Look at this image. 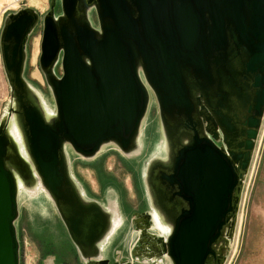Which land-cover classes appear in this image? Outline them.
Masks as SVG:
<instances>
[{
    "label": "water",
    "instance_id": "water-1",
    "mask_svg": "<svg viewBox=\"0 0 264 264\" xmlns=\"http://www.w3.org/2000/svg\"><path fill=\"white\" fill-rule=\"evenodd\" d=\"M58 1L44 17L40 55L55 114L48 115L25 78L27 43L40 14L33 7L11 13L1 31L16 107L0 123V264H21L20 179L40 177L74 241L84 224L99 222L94 215L103 208L85 200L67 147L87 159L106 144L124 155L137 151L151 91L165 155L148 166L150 200L158 211L159 191L169 201L176 188L185 201L179 210L161 208L170 223L165 254L171 264H224L264 122V0H60L57 16ZM217 91L225 100L244 97L257 110L247 155L226 152L218 136L201 128L199 103ZM12 113L27 159L11 134Z\"/></svg>",
    "mask_w": 264,
    "mask_h": 264
},
{
    "label": "rangeland",
    "instance_id": "rangeland-1",
    "mask_svg": "<svg viewBox=\"0 0 264 264\" xmlns=\"http://www.w3.org/2000/svg\"><path fill=\"white\" fill-rule=\"evenodd\" d=\"M51 1L0 0V37L4 22L11 13L33 7L40 14L39 24L28 41L25 78L40 95L48 115L55 114L57 108L52 90L40 67V55L44 17L51 8ZM55 13L57 16L62 13L60 0ZM90 18L98 26L95 10L90 11ZM55 70L59 76L62 75L61 61ZM12 102V87L5 71L0 46V123L7 117ZM163 139L159 104L151 91L149 111L143 122L142 140L137 151L124 155L114 144H106L96 157L87 159L70 147V170L85 197L116 211L109 237L98 249L97 255L100 257H112L116 262L122 259L125 264H171L165 253L154 258L146 254L147 245L138 242L140 232L131 222L130 215L131 212L142 209L140 192L147 199L149 207L153 208L146 175L151 160L165 155ZM122 193L127 201V208L121 204ZM16 226L21 264H78L75 261L76 247L68 238L56 204L37 174L30 184L20 179L19 217ZM149 232L166 237L170 230L155 221ZM225 255L224 264H264V122L253 164L245 179L237 226Z\"/></svg>",
    "mask_w": 264,
    "mask_h": 264
},
{
    "label": "flooded vegetation",
    "instance_id": "flooded-vegetation-1",
    "mask_svg": "<svg viewBox=\"0 0 264 264\" xmlns=\"http://www.w3.org/2000/svg\"><path fill=\"white\" fill-rule=\"evenodd\" d=\"M39 73L41 75L40 70ZM30 74L32 77V73ZM235 97H229L228 100H225L223 93L220 91L215 93L211 102H208V100L203 97L198 106L199 121H201L200 125L205 134H208L209 136L216 135L219 137L220 140H218L217 143L220 147L224 148L226 152L231 150L235 152L236 155H247L251 151V139L249 132L252 128L250 125L257 118V110L255 107H252L251 104L248 105L244 97ZM223 102L225 104H223ZM12 103L13 107H16L14 100ZM16 116V113H12L11 127H13V130L11 133H13V135H15V137L18 139H22V144L24 141L20 127L13 123L16 122ZM22 145H24V143ZM155 185L157 187L156 183ZM79 189L81 192H83L80 186ZM171 190L172 193L170 194L169 201L164 198L163 193L159 191V196L157 198V203L159 206L158 211L149 207L147 199L140 192V197L143 201V206H141L142 209L138 212L134 211L130 213V215H132L131 222L140 232V236H138V242L143 245H147L146 254L152 258H154L156 255L165 253V236L149 232V229L155 224V221H159L161 225L168 228V230L170 228L169 218L167 215H165L161 208L168 210H179L180 208H184L185 205V201L177 195L178 190L176 188ZM85 200L92 201V199H88V197H86ZM95 202L98 203V201ZM121 202V204L127 208V201L125 200L123 193L121 196ZM101 206L103 208V212L94 215L99 219V222L93 224L92 226L88 225L89 223L86 225L84 224V226L81 227L80 234L76 236L75 241L72 239L63 218L59 214L61 224L68 234V238L76 247L75 261H77L78 264H99V260L106 259L109 260L110 264H113L117 261L112 259V257H100L97 255L101 243L106 241V239L109 237V230L113 226L114 218L116 217L115 210L108 207L105 208L102 204ZM221 261L222 260L216 262L215 264H221ZM119 262L122 264L123 260L121 259Z\"/></svg>",
    "mask_w": 264,
    "mask_h": 264
},
{
    "label": "bare ground",
    "instance_id": "bare-ground-1",
    "mask_svg": "<svg viewBox=\"0 0 264 264\" xmlns=\"http://www.w3.org/2000/svg\"><path fill=\"white\" fill-rule=\"evenodd\" d=\"M13 124V123H12ZM13 130V127H11V131ZM12 134V136L15 138V140H16V142L18 143V146H19V149H20V151H21V153H22V155L27 159V156H26V154H25V148H24V145H22L24 142H22V144H21V141H22V139H18L17 137H15V135H13V133H11ZM69 152V149H68V147H67V153ZM252 174V173H251Z\"/></svg>",
    "mask_w": 264,
    "mask_h": 264
},
{
    "label": "built area",
    "instance_id": "built-area-1",
    "mask_svg": "<svg viewBox=\"0 0 264 264\" xmlns=\"http://www.w3.org/2000/svg\"><path fill=\"white\" fill-rule=\"evenodd\" d=\"M24 0H17V2H23Z\"/></svg>",
    "mask_w": 264,
    "mask_h": 264
},
{
    "label": "crops",
    "instance_id": "crops-1",
    "mask_svg": "<svg viewBox=\"0 0 264 264\" xmlns=\"http://www.w3.org/2000/svg\"><path fill=\"white\" fill-rule=\"evenodd\" d=\"M34 7H36V6H34Z\"/></svg>",
    "mask_w": 264,
    "mask_h": 264
}]
</instances>
